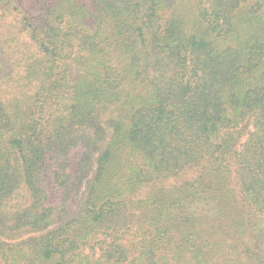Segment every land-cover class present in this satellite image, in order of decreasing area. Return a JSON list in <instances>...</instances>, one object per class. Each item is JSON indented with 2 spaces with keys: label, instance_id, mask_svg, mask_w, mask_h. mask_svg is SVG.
Masks as SVG:
<instances>
[{
  "label": "trees",
  "instance_id": "16d2710c",
  "mask_svg": "<svg viewBox=\"0 0 264 264\" xmlns=\"http://www.w3.org/2000/svg\"><path fill=\"white\" fill-rule=\"evenodd\" d=\"M8 17L0 264H264V0Z\"/></svg>",
  "mask_w": 264,
  "mask_h": 264
},
{
  "label": "rangeland",
  "instance_id": "374dc122",
  "mask_svg": "<svg viewBox=\"0 0 264 264\" xmlns=\"http://www.w3.org/2000/svg\"><path fill=\"white\" fill-rule=\"evenodd\" d=\"M5 23H6V26L4 28L3 27L0 28V35L1 34L5 35V33H12V32L15 33L16 32V30L14 29L15 28V26H14L15 22H14V20L11 17H8L5 20ZM6 31H8V32H6Z\"/></svg>",
  "mask_w": 264,
  "mask_h": 264
}]
</instances>
